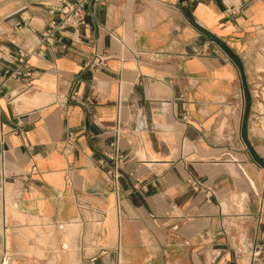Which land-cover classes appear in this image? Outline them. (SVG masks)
Instances as JSON below:
<instances>
[{"label":"crops","instance_id":"crops-1","mask_svg":"<svg viewBox=\"0 0 264 264\" xmlns=\"http://www.w3.org/2000/svg\"><path fill=\"white\" fill-rule=\"evenodd\" d=\"M45 1L0 0V44L34 52L31 77L0 88V260L18 250L7 204L78 221L76 264H264V0H87L84 25L50 46ZM95 55L105 64L90 68ZM119 81L116 208L98 161Z\"/></svg>","mask_w":264,"mask_h":264},{"label":"built area","instance_id":"built-area-1","mask_svg":"<svg viewBox=\"0 0 264 264\" xmlns=\"http://www.w3.org/2000/svg\"><path fill=\"white\" fill-rule=\"evenodd\" d=\"M44 6L49 13H57L58 20L49 23L48 28L40 34V44L52 45L54 43V34L59 30L72 29L76 30L85 23V6L87 0H48ZM229 15L237 14L238 10L234 6L227 8ZM33 50L19 48L11 50L0 44V88L7 80H27L31 77V69L28 63L29 57L33 54ZM106 57L104 55H95L90 68H97L105 64ZM28 90V89H26ZM122 85L119 81L116 95V118L115 124L111 130L112 140L108 144V150L102 153L98 163L102 169L104 189L110 192L115 198V206L118 207V200L121 191V178L126 163V155L119 145L120 136L123 133V125L120 116L122 109ZM75 95V93H73ZM12 97V96H10ZM185 120V116L182 117ZM75 147V139L72 133H68L62 144V153L68 154ZM127 175L133 178V189L138 188V180L134 178L133 172ZM192 188L196 189L200 186L198 180L191 182ZM144 189L145 186H141ZM0 200L4 201V176L0 172ZM264 205V179L261 182L260 192L257 197V208L260 209ZM7 262L5 255H2L0 264Z\"/></svg>","mask_w":264,"mask_h":264},{"label":"rangeland","instance_id":"rangeland-1","mask_svg":"<svg viewBox=\"0 0 264 264\" xmlns=\"http://www.w3.org/2000/svg\"><path fill=\"white\" fill-rule=\"evenodd\" d=\"M6 215L7 235L8 237L11 235L8 241L11 245H16L18 249L13 254L15 256H12L10 264H70L72 262L76 264L80 226L70 230L62 225L59 229L52 222L44 219L34 218L33 220V218H25L9 212L7 204ZM12 221L25 226L33 221L42 225L35 229L20 226L21 229L16 227L14 230L10 228Z\"/></svg>","mask_w":264,"mask_h":264},{"label":"bare ground","instance_id":"bare-ground-1","mask_svg":"<svg viewBox=\"0 0 264 264\" xmlns=\"http://www.w3.org/2000/svg\"><path fill=\"white\" fill-rule=\"evenodd\" d=\"M38 98H40V100L38 101V99L35 98V101H34L35 104H38V103H39V105H41L40 102H43V103H46V102H47V99H46V98H43V97H38ZM32 99H33V98H32ZM14 100H15V99H14ZM33 100H34V99H33ZM31 101H32V100H31ZM15 103H16V101H15ZM15 103H14V104H15ZM30 104H31V103H30ZM37 106H38V105H37ZM32 218H33V217H32ZM36 219H37V217H36ZM33 220H34V218H33ZM43 224H44V223H43ZM62 224H63V223H62ZM40 225H42V223L40 224L39 222H34V221H33L31 224L26 225V226H25V225H20V224L17 225V226L19 227V229H21L20 226H22V227H24V228H26V229L29 228V227H33V228L35 229V228H39ZM63 225H64V227H66V228H68V229L71 230L72 228L78 227V226H79V222H78V221H73V222H71V223H64ZM18 227H17V228H18ZM15 228H16V227H13L14 230H15ZM70 230H69V231H70ZM16 231H17V230H16ZM62 250H63V249H62Z\"/></svg>","mask_w":264,"mask_h":264}]
</instances>
